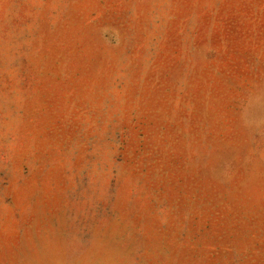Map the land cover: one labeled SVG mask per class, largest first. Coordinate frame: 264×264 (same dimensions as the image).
I'll return each mask as SVG.
<instances>
[{
  "label": "rangeland",
  "instance_id": "1",
  "mask_svg": "<svg viewBox=\"0 0 264 264\" xmlns=\"http://www.w3.org/2000/svg\"><path fill=\"white\" fill-rule=\"evenodd\" d=\"M0 264H264V0H0Z\"/></svg>",
  "mask_w": 264,
  "mask_h": 264
}]
</instances>
